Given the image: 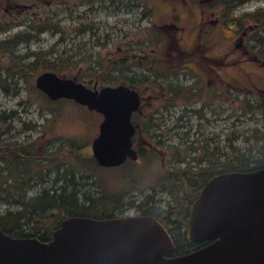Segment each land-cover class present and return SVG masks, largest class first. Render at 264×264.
Returning a JSON list of instances; mask_svg holds the SVG:
<instances>
[{"label": "rangeland", "instance_id": "obj_1", "mask_svg": "<svg viewBox=\"0 0 264 264\" xmlns=\"http://www.w3.org/2000/svg\"><path fill=\"white\" fill-rule=\"evenodd\" d=\"M21 1L0 0V20L4 17V7L8 3ZM91 1L92 5L97 7L96 11L98 12L91 14L92 18L90 20L85 19L80 21L76 18L71 21L68 18L63 19L66 10H61L60 18L63 22L61 25L63 32H55L50 29L41 38H38L37 34H30V38H32L30 43L32 50L37 52L53 48L56 50L57 55L62 53L61 55L64 58H68V55L72 54L74 56L69 59L70 61L78 60L81 63L80 66L88 67L92 64L90 55H94L97 51L106 52V50L111 49L115 53L113 58L119 65L122 62V55L124 57L128 56V59L124 61L128 64L117 76L115 73L107 74L106 72V77L116 76V83H132L145 89L148 83L141 74L139 75V70L137 71L136 67L150 71H163L167 69L166 64L177 62L178 58H183L187 50H191L193 46L196 45L194 52L191 51L188 55L191 53L193 55L201 54L202 48L205 47L201 48L197 46L196 43L198 41L196 39L195 44L190 43L194 45L188 48L189 43L187 40L192 35H197L198 31L190 28L192 20L179 22L177 24L178 27H174L173 24L175 23L169 18L168 11L171 10V7L167 6V0H147L151 6L148 14L152 18V21L143 18L141 8L136 11V18L133 17V19H140V28H134L131 25L133 22L131 19L122 23L117 22L118 10L114 9L112 1L117 3L118 0ZM120 1L124 2V0ZM80 5L81 8L86 6L84 4ZM80 7H77V10H80ZM44 10L46 11V8ZM79 12L77 11L76 14ZM105 19L109 21L105 22ZM89 22L94 25V29L79 34L76 30L79 25L86 27ZM2 25L0 22V43L4 38L21 31V27L18 25L5 29L1 27ZM208 26L214 27V25ZM211 30L212 28H209L205 36H209ZM93 32L100 35L101 41H97L98 37ZM107 34L109 35L108 37H106ZM108 38L110 39L107 40ZM137 40L141 44L146 43L147 52L144 50L133 52L135 46H132L131 42ZM236 42L237 38L233 37L232 32L226 27L224 29L215 28L211 39L206 42L208 48H211L207 53H219L221 55L216 59L219 62L217 69H220L226 75L234 72L242 79L252 80L249 83L253 89L252 92L245 89L244 84L238 80L236 87L232 88V94L228 93L226 98H222L224 95L219 93L216 97H219L218 100L210 101L213 105L207 107V110L202 107V111L205 113L204 116L200 115L201 113L192 114L189 124H186L185 127H178V131L181 133L190 131L188 137L189 139L197 140L196 146L205 144L212 148L216 145L215 140H206L203 136H198L199 133H197L199 121H204L206 127H208V131H213L211 134L215 133V135L219 136L217 145L218 143L220 144L221 149L226 152V155H230L231 153L230 142H233L235 146H238L243 151L252 146L251 140L254 132H264L263 108L257 106L250 107V104H244V100H248L254 104L259 99V95L257 94L259 93V89H263L262 94H264V66L260 65L263 62L259 60L257 63H252L247 60L249 57L243 60V56L240 53L233 51L236 47ZM27 46L28 44L20 45L16 49V53H25L28 49ZM118 48L123 49L122 55L117 53ZM62 49L66 51L64 52ZM153 50H156V54L149 56V58L146 57V54H150ZM177 50H180L181 54ZM226 52L233 54V60L225 61L223 59ZM10 54L11 49L5 51L0 46V67L10 66ZM27 57L29 56L23 57L24 59L15 58V68H18L19 61L26 64L38 62L37 55L30 58ZM33 68L30 69L27 75L22 76L21 80L11 76L7 80L3 78L4 75H2V78L0 75V125L6 127V123L2 121L3 117H13L12 119L8 118V122H12L14 128L24 130L18 136L17 142L24 145H34L30 149H33V153L37 157V146L41 145V151L45 154L43 159L38 158L43 160V163L39 167L31 162L25 168L23 167L24 171L29 175V185H26L28 189H31L29 193H24L20 188L15 189L18 196H24L23 200L28 201L29 206L35 203H40L42 206L48 204L46 200L40 199L44 192L58 191L63 187L64 190L61 194L65 196L75 193L77 189L76 192L80 196L98 197L103 193L113 194L125 191L126 195L130 197L131 195L135 196V194L140 193H152L155 187L161 186L165 174L160 171V165H162L160 158L156 160L154 156L148 157L147 155V162L140 160L138 163L136 162L131 165L130 168L132 169L129 168L128 170L123 167L98 168L91 161L89 162L87 158L89 156L88 152L90 153L91 151L92 140L98 134L102 116L94 112L89 114L85 109L76 106L70 101L56 108L52 102L37 90L35 82H31V78L35 73V66ZM248 73L253 79L247 76ZM164 76L166 88L173 83L181 85L183 87L181 89L182 92H184V87L189 82L183 76L174 79H171L166 74ZM254 83L259 85L258 89L254 87ZM146 96L149 97L147 94ZM206 97L207 95L204 93L202 99L193 100L191 98V100L194 101V106L200 109V103ZM184 101V97L179 99L176 106L171 110L173 117L170 119L172 120H169V122L162 126L163 131L160 129L158 131L168 133V130L173 126L171 121L179 120L178 117L182 114L181 110L185 107ZM159 102L157 101L156 105ZM205 117L208 118V121H205ZM14 128H12V131L15 130ZM247 135L251 138H246ZM175 141L178 142L181 149L187 144V141H184L178 135ZM84 144L87 148H84L82 153L80 152L81 150L77 152V150H70L68 147L74 146V148H77ZM55 149L56 152H54ZM190 154H188L189 157H191ZM192 154H195V152H192ZM0 158L10 159L4 153L0 154ZM68 175L71 176L69 177ZM36 178L38 179L37 184H30ZM176 191H173V193H176ZM156 197L166 198L167 192H160ZM174 197L176 198V196ZM168 198L172 199V196L168 195ZM108 200L114 201L115 198L109 196ZM9 201H13V199L10 198ZM9 208L17 209V205L15 203H8L6 199H0V215L5 213ZM51 216L53 217V214ZM38 218V215L33 217V219L37 220ZM45 226L46 224L43 225V227Z\"/></svg>", "mask_w": 264, "mask_h": 264}, {"label": "water", "instance_id": "obj_2", "mask_svg": "<svg viewBox=\"0 0 264 264\" xmlns=\"http://www.w3.org/2000/svg\"><path fill=\"white\" fill-rule=\"evenodd\" d=\"M37 86L53 99L74 98L104 114L93 143L100 164L118 165L128 155L136 158L131 148V115L139 105L135 91L125 86L93 91L53 72L41 74ZM190 237L215 240L193 253L168 258L172 240L152 216L71 217L49 243L0 231V264H264V168L212 178L194 203Z\"/></svg>", "mask_w": 264, "mask_h": 264}, {"label": "trees", "instance_id": "obj_3", "mask_svg": "<svg viewBox=\"0 0 264 264\" xmlns=\"http://www.w3.org/2000/svg\"><path fill=\"white\" fill-rule=\"evenodd\" d=\"M12 41L13 40H8L5 43L1 44L0 45L1 49L7 50L9 48L11 49L12 47H14V43ZM6 44H7V47H5ZM18 57L20 58V56H18ZM69 59H70L69 57L64 58L63 56H60L57 58L56 61H54V60L49 59L48 57L44 56V57H38V62H34L31 64H26L24 62L19 61L18 72H14L13 74L25 72V74L22 73L23 76H25L28 74L30 69H34L33 68L34 66H35L36 70H40L41 68H43V69H53V70L57 71L58 73H63V72L69 73L72 69L70 67V65L72 64V61H70ZM80 79L85 80L86 77H81ZM257 135L260 136L259 134H257ZM262 136H264V135H262ZM260 138L261 139L257 140V143H256V149H257L258 154L260 156L259 158H257L255 155H247L245 152H241V151L237 152L239 150L235 149V153L232 157L228 156L227 158L223 159L222 158L223 155H220V159H219V162L217 164L211 163L207 168H198L196 170L190 169V172L193 171L192 174L190 172H187V170H185L183 172L185 181H188L190 183V186H188L187 190H184V187H183L184 194H186V196H184L185 198H182V196H181V192L183 190H181V191H180V189L177 190L178 193L180 192L178 195H176V198L179 199L178 202L179 203H184V202L188 203L185 213L184 214L179 213L180 216L182 217L181 222L178 223L179 226H184L186 224L190 204L193 201L194 197H196L197 193L200 191L203 184L205 183V181L208 178H210L211 176H213L216 173L223 172L226 170H250V169H255V168L263 166V164H264V137H260ZM200 171H202V172H200ZM196 176L200 177V180H198L199 181L198 184H197L198 181H196L194 179V177H196ZM181 181H182V179H181ZM194 184H197V186H194ZM187 200H189V202ZM62 209L71 210V211L59 210V212L62 215H64V214H68V215L80 214V213H78V211H80V210H77L76 208H73V209L62 208ZM39 211H41V209H38V207H36V206L35 207L27 206L25 213H26L27 218L29 216V220H32L35 215L40 216L42 214V212H39ZM103 213H106V215H109V214H112V211H109V212L105 211ZM13 215L15 216L16 223L10 224L7 221V219L10 216L12 217ZM7 216L8 217H3L4 218L3 221L6 220V222H5L6 224L1 223L6 231L16 230L18 228L21 229V226H22L21 219L23 217H25L23 214L11 212ZM36 220L37 219L33 220V223H35ZM59 220L58 219L57 220H55V219L51 220L49 222V226L42 228L40 230V232L36 234V236L40 237L43 240L48 239L51 235L50 233L52 232V226H54V225L56 226L59 223ZM42 230H43V232H42ZM174 238L176 240L178 250L189 247L191 245V242H189V239L187 238L186 235L179 236L175 233ZM190 247H189V249H190Z\"/></svg>", "mask_w": 264, "mask_h": 264}, {"label": "bare ground", "instance_id": "obj_4", "mask_svg": "<svg viewBox=\"0 0 264 264\" xmlns=\"http://www.w3.org/2000/svg\"><path fill=\"white\" fill-rule=\"evenodd\" d=\"M29 39L30 38L28 37L26 41H29ZM8 118L12 119L13 117H6L7 122H8ZM9 123H12V122H9ZM192 172L190 173L192 174ZM194 179L198 181L200 180V177L196 176L194 177ZM198 183L199 181L197 182V184ZM197 184H194V186H197ZM177 185H179V182L175 181L173 183V186H177ZM30 189L31 188H29L28 190L30 191ZM76 191L77 189L75 190V193L71 195H67V196H65L64 194H61L59 197L53 194L47 195L45 198L46 202L48 203L47 206L51 209L61 210V211H71V210H64L62 208H69V209L76 208L77 210L85 209L88 211H100V212H105V211L109 212V211H114L117 209H127L131 211H138L143 208H147L149 209L150 213L153 216L161 215L164 218L171 217V214L160 203L152 202V203L146 204L145 202H143L142 198L139 196L131 198L130 200L125 201V202H116L113 200L112 201L108 200L107 197L93 199L92 197H89L87 195L80 196L78 192ZM167 194L168 195L172 194L174 198V196L178 195L179 193L178 191H176V193H173L171 189H167ZM179 205L175 206L174 209L177 212L184 214L188 203L184 202V203H180ZM1 220H4V218H1ZM7 221L10 224H15L16 223L15 216L14 215L12 217L10 216L7 219ZM36 222L40 227H43V225L46 224L45 216L40 215L38 220H36Z\"/></svg>", "mask_w": 264, "mask_h": 264}, {"label": "flooded vegetation", "instance_id": "obj_5", "mask_svg": "<svg viewBox=\"0 0 264 264\" xmlns=\"http://www.w3.org/2000/svg\"><path fill=\"white\" fill-rule=\"evenodd\" d=\"M41 1V5H38L39 2H34L31 4H26L25 7L21 10L22 14L26 13L24 16V21L23 23L25 24L26 27H31V28H43L45 26H48L50 24V12H52V19L55 20V14H56V5L58 4V0H38ZM120 1V0H119ZM77 5L76 0H69V6L68 9L71 13L75 11ZM47 6V13L46 17L44 15V10L43 8ZM139 6V2L137 0H128V3L126 5H123L121 7L122 11H129L132 14V20L134 22V14L137 10V7ZM88 12H89V17L91 16V13L93 12V7L90 5L88 7ZM31 12L30 15H28V12ZM140 141L144 142V136L140 132Z\"/></svg>", "mask_w": 264, "mask_h": 264}]
</instances>
